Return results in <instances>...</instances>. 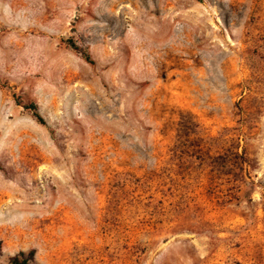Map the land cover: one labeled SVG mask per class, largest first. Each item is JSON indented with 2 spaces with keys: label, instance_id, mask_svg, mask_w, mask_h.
Here are the masks:
<instances>
[{
  "label": "rangeland",
  "instance_id": "obj_1",
  "mask_svg": "<svg viewBox=\"0 0 264 264\" xmlns=\"http://www.w3.org/2000/svg\"><path fill=\"white\" fill-rule=\"evenodd\" d=\"M0 249L264 264V0H0Z\"/></svg>",
  "mask_w": 264,
  "mask_h": 264
},
{
  "label": "trees",
  "instance_id": "obj_2",
  "mask_svg": "<svg viewBox=\"0 0 264 264\" xmlns=\"http://www.w3.org/2000/svg\"><path fill=\"white\" fill-rule=\"evenodd\" d=\"M70 43V46L82 53L83 57L85 60L89 61V55L86 51V49L82 48V47H78L77 45H75V43H73L71 40L68 41ZM23 107L25 109H28L32 112L33 116L38 120V122L45 124L43 118L41 117V115L38 112V108L37 105L35 103H23ZM0 256H1V249H0ZM6 264H38L35 261V251L33 249L29 250L28 252H23L20 251L17 254L9 257L7 259Z\"/></svg>",
  "mask_w": 264,
  "mask_h": 264
}]
</instances>
